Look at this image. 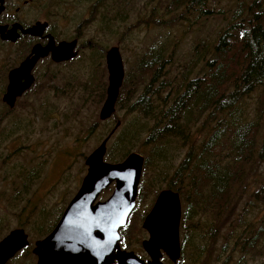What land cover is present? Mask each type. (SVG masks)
Returning a JSON list of instances; mask_svg holds the SVG:
<instances>
[{
    "label": "rangeland",
    "instance_id": "374dc122",
    "mask_svg": "<svg viewBox=\"0 0 264 264\" xmlns=\"http://www.w3.org/2000/svg\"><path fill=\"white\" fill-rule=\"evenodd\" d=\"M168 1L51 0L50 11L45 9L46 14L52 13L56 18L63 16L68 35L80 33L81 51L66 65L39 67L33 90L23 100H17L14 110L0 120V239L9 230L22 227L33 245L34 240L45 234L43 230L57 223L86 173V156L109 134L115 123L120 121L106 144L107 150L128 122L146 120L132 111L136 94L130 88L131 81L120 88L115 114L104 121L98 118L107 86L105 51L117 45L125 73L135 72L143 82L146 74L136 70L138 59L158 43L166 53H171L168 65L159 72L160 78H178L183 66H188L195 43L211 41L234 5L231 0H209L206 7L221 10L223 14L206 17L195 13L188 19L175 21L172 18L175 14L167 12ZM133 76L134 73L131 78ZM254 102V97L244 100L249 116ZM260 132L258 145L264 136V124ZM148 149V145L137 140L132 151L145 158ZM163 162L154 167L164 170ZM143 167L135 206L128 217H131L132 227L129 228L128 246L124 249L146 261L148 255L141 241L147 238V232L141 227L142 220L157 192L167 188L169 179L150 178L152 165L147 166V170ZM248 180H251L249 190L258 191L252 209L258 228L264 226V158L255 163ZM112 190L113 184L97 199H106ZM244 202L243 199L237 208L246 206ZM225 235L226 230H223L216 237L212 253ZM237 256L236 252L234 257ZM187 258L188 254L181 264H185ZM20 259L19 256L12 264H25ZM161 261L172 264L165 254ZM243 264H264V234L259 235L256 251L244 259Z\"/></svg>",
    "mask_w": 264,
    "mask_h": 264
},
{
    "label": "trees",
    "instance_id": "16d2710c",
    "mask_svg": "<svg viewBox=\"0 0 264 264\" xmlns=\"http://www.w3.org/2000/svg\"><path fill=\"white\" fill-rule=\"evenodd\" d=\"M207 1L169 0L166 8L175 21L195 13L223 14L207 8ZM231 2L225 24L211 41L195 43L178 78H160L171 53L158 43L138 59L136 70L146 74L145 81L135 72L132 78L133 73H125L122 86L131 81L136 94L132 111L146 120L128 122L105 152L107 161L119 162L141 140L149 146L143 168L152 165L150 178H168L167 188L178 192L181 255L172 264H181L186 254L185 264H243L264 234V226L255 227L252 209L258 191L249 190L248 180L255 163L264 158V136L257 144L264 124V0ZM253 97L249 116L244 100ZM161 161L164 170L154 167ZM243 199L246 206L238 209ZM130 223L131 217L119 229L123 249ZM223 230L226 235L212 253Z\"/></svg>",
    "mask_w": 264,
    "mask_h": 264
},
{
    "label": "water",
    "instance_id": "95a60500",
    "mask_svg": "<svg viewBox=\"0 0 264 264\" xmlns=\"http://www.w3.org/2000/svg\"><path fill=\"white\" fill-rule=\"evenodd\" d=\"M17 26L20 27L13 25L7 31L6 39H16ZM5 28L0 26V32ZM36 28L29 27L23 32L35 34ZM75 45V39L61 41L55 47L52 42L45 46L34 45L31 51L33 56L10 72L8 91L13 92L12 97L31 84V78L20 83L16 77L27 74L37 57L50 52L54 61L68 60L77 53ZM104 58L107 86L98 113L101 121L115 113L125 75L117 45L110 46ZM3 101L10 106L14 104V100ZM119 125L118 120L109 134L86 156V173L76 193L67 203L54 228L35 243L33 252L38 257L36 264H166L161 261L163 254L171 263L180 259L179 225L182 205L178 192L168 188L157 193L152 207L142 220L141 227L147 232V238L141 241V246L148 259L145 261L133 251L120 246L119 229L126 224L135 205L144 157L132 151L122 161H105L106 144ZM112 184L111 194L104 200H98L101 192ZM27 243L23 229L11 230L0 240V264H5Z\"/></svg>",
    "mask_w": 264,
    "mask_h": 264
},
{
    "label": "flooded vegetation",
    "instance_id": "af4514ba",
    "mask_svg": "<svg viewBox=\"0 0 264 264\" xmlns=\"http://www.w3.org/2000/svg\"><path fill=\"white\" fill-rule=\"evenodd\" d=\"M50 2L51 0H3V2L0 3V7H2L0 11V26L6 27L4 31L0 32V120L3 116L10 114V112L14 110L17 100H23L27 93L33 90L37 82V69L39 67L44 66L46 69L50 66H63L71 60L77 58L80 54V33L77 32L73 35H68L67 25L64 27L66 23L63 16L56 18L52 15V13L51 15L46 14L45 9L50 11L48 9ZM13 25L20 26H17L16 28V39H6L5 36L7 31L11 29ZM33 26L37 27L35 34L23 32V30ZM74 39L76 40L74 49L77 51L75 57L68 60L54 61L50 52L46 55L37 57L27 74L18 75L16 77L17 82L20 83H24L28 78H31V84L20 94H16L12 97L13 92L8 91L10 72L13 69L18 68L23 61L33 56L31 51L34 45L45 46L48 42H52L55 47L61 41H71ZM3 100H14V104L10 106ZM54 226L55 225L48 230H43L42 233L45 234H42L40 238L34 240L33 245H30L28 233L22 227L13 228L23 229L27 235L28 243L25 247L17 251L10 259H8L5 264H8L9 262L10 264L15 263V260L19 256L21 258L20 260L25 264H36L38 257L33 252L35 243L45 237L54 228ZM11 230H9L5 235H7Z\"/></svg>",
    "mask_w": 264,
    "mask_h": 264
}]
</instances>
